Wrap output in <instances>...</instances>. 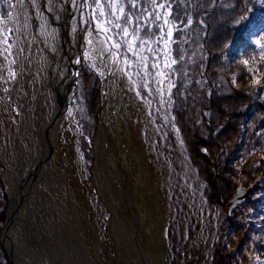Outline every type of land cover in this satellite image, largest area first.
I'll use <instances>...</instances> for the list:
<instances>
[{"label": "rangeland", "instance_id": "obj_1", "mask_svg": "<svg viewBox=\"0 0 264 264\" xmlns=\"http://www.w3.org/2000/svg\"><path fill=\"white\" fill-rule=\"evenodd\" d=\"M91 2L97 20L98 10ZM122 2L125 12L140 16V22L144 9L152 10L144 0H138L140 8H131L129 0ZM161 2L171 5L169 20L176 24L170 50L178 63L170 68L163 66V51L155 56L145 51L151 73L145 75V69L136 66L138 57L115 35L119 29L108 33L122 45L114 49L129 83L123 95L109 102L105 123L107 152L102 166L106 164L115 178L111 186L115 195L128 192L127 199L120 198L118 217L139 226L138 248L151 264H264V49L257 43L264 42V0H157ZM9 3L14 0H0L4 95L19 73L15 51L8 54L14 36L4 26L12 12ZM148 32L160 35L157 28ZM138 35L147 38L144 32ZM145 47L164 49L162 43ZM97 57L92 42L81 60L60 160L63 154L67 176L73 175L75 163L93 195L94 222L104 243L114 250L118 248L110 230L114 212L94 177L92 146L105 108ZM125 58L131 63L124 64ZM153 62L160 64L166 78L156 75ZM5 171L1 164L0 264H12L3 243L10 208ZM239 190L248 194L243 198L240 194L237 206L230 209ZM128 253L123 246L115 263L148 264Z\"/></svg>", "mask_w": 264, "mask_h": 264}, {"label": "bare ground", "instance_id": "obj_2", "mask_svg": "<svg viewBox=\"0 0 264 264\" xmlns=\"http://www.w3.org/2000/svg\"><path fill=\"white\" fill-rule=\"evenodd\" d=\"M26 4L22 9V0H15L11 19L4 21L5 28L14 34L8 54L12 56L15 51L19 73L11 91L4 95L0 90V165H6L3 180L10 201L3 243L11 263L116 264L124 246L132 259L145 258L151 264L138 248L139 226L118 217L120 198L128 192L120 191L117 197L111 189L115 178L106 164L102 166L107 152V106L116 95L128 90V75L119 58L112 56L115 49L110 41L101 43L106 34L97 24H91L88 0H29ZM89 40L98 52L105 105L92 146L96 158L94 177L114 212L110 226L118 247L114 250L104 243L100 226L94 222L93 195L75 163L70 170L73 175L67 176L63 154L59 172L51 158L50 144L60 135L62 117L72 114L77 96L78 79L75 81L72 61L77 59L76 71H81ZM37 41L40 51L36 49ZM25 54L29 55L27 60ZM115 58L117 62H113ZM53 79L54 92L49 84ZM6 83L4 78L0 80V89Z\"/></svg>", "mask_w": 264, "mask_h": 264}, {"label": "snow or ice", "instance_id": "obj_3", "mask_svg": "<svg viewBox=\"0 0 264 264\" xmlns=\"http://www.w3.org/2000/svg\"><path fill=\"white\" fill-rule=\"evenodd\" d=\"M145 3H148L151 7V11L147 8L144 9L145 18L143 22L141 21L140 16H134L133 13L125 12V5L122 0H94L95 7L98 10V16L96 20L97 27L101 32L108 34L113 33V29H119V32L115 33V35H120L124 45L127 46L128 52H131L133 56L138 57L137 67H143L145 69V75H150L151 73L147 71L148 68V57L143 56L142 53L147 51L152 53L154 56L157 51H163V66L164 68H170L171 65L178 63L176 59L172 58V53L170 50V44L173 42L171 37L173 36V28H176V24L169 20V16L171 15L169 9L171 7L170 4L166 2L157 3V0H144ZM129 6L131 8H140L141 4L138 0H129ZM9 7H14L11 3H9ZM106 8L108 11H106ZM163 10V14L160 11ZM9 19H11V13H8ZM115 17V19H112ZM123 20V24L120 21ZM163 21V23H158L159 21ZM111 25L112 27H109ZM167 26V28H166ZM132 27V31H129V28ZM151 28H157L160 30V35L150 34L148 32ZM139 32H144L145 37L138 35ZM91 35V33L89 34ZM130 37V39H128ZM109 41H112V47L119 50L122 45L120 42H116L114 40V35L108 34L105 36V39L101 42L102 44H107ZM137 42H139V48H137ZM92 41L89 40V44ZM164 45V49H157L154 47H145L149 44H160ZM260 44V47L264 49V42L257 41ZM111 51V49H107ZM119 55L118 52H112L113 57H117ZM182 58V57H181ZM113 62H117L114 60ZM124 64H130L131 62L125 58L123 60ZM247 63V61H245ZM95 66V65H93ZM151 67L157 68L158 71L156 73L157 76L162 78L167 77V73L160 69V64L155 62L152 63ZM103 74V73H101ZM14 75V73H12ZM139 75V72L136 73ZM129 79L131 80V74H129ZM135 83V81H133ZM147 85H145L146 87Z\"/></svg>", "mask_w": 264, "mask_h": 264}, {"label": "water", "instance_id": "obj_4", "mask_svg": "<svg viewBox=\"0 0 264 264\" xmlns=\"http://www.w3.org/2000/svg\"><path fill=\"white\" fill-rule=\"evenodd\" d=\"M29 0H22L23 2V6H22V9L25 8V6L27 5L26 3L28 2ZM88 3H89V17H90V21H91V24H96L95 21V16H94V8H93V3L91 2V0H88ZM33 29H34V26H31ZM36 30V28H35ZM36 33H37V30H36ZM34 40H38L37 37L34 38ZM16 41H19V36L18 34H16ZM86 43V41H85ZM36 49L38 51H40V43L37 41L36 42ZM43 53V52H42ZM40 54V56L43 58V54ZM31 55V54H30ZM24 57L26 58V60L29 58V55L25 54ZM72 62H75L72 63L73 65V68L75 69V74L77 76H75V81L78 79V82H79V78H78V74L79 72H77V59H75L74 61ZM50 77H53V73L50 75ZM54 81V79L52 80L50 84V86L52 85V89L51 91L54 92V89H55V84H52ZM75 102V98L73 99V103ZM72 105V104H71ZM70 116V114H69ZM68 115L67 116H63L62 117V126H61V130L59 131V137H56L55 140L53 139L52 140V143L50 144L51 146V158L53 157V164H54V168L59 172V169H58V164L60 165L59 163V160H60V149H61V142H62V136L65 134V130L67 129V126H68V122H69V117L67 119ZM64 126V127H63ZM64 133V134H63ZM42 152V150H40ZM4 167L6 168V165H4ZM240 194H241V198H243V196H246L248 194V192H242L241 190L238 191V196L236 198H234L232 200V202L229 204V208L232 209L234 208L235 206H237L238 202L240 201ZM61 196V195H60ZM69 197V196H68ZM73 198V197H72ZM58 202H60L59 198H58ZM97 251V250H96ZM101 259H105V257L101 256Z\"/></svg>", "mask_w": 264, "mask_h": 264}, {"label": "trees", "instance_id": "obj_5", "mask_svg": "<svg viewBox=\"0 0 264 264\" xmlns=\"http://www.w3.org/2000/svg\"><path fill=\"white\" fill-rule=\"evenodd\" d=\"M220 47V46H219ZM91 95V94H90ZM92 96V95H91Z\"/></svg>", "mask_w": 264, "mask_h": 264}]
</instances>
